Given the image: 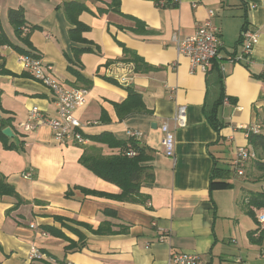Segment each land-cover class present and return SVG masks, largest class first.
<instances>
[{
  "label": "crops",
  "instance_id": "obj_1",
  "mask_svg": "<svg viewBox=\"0 0 264 264\" xmlns=\"http://www.w3.org/2000/svg\"><path fill=\"white\" fill-rule=\"evenodd\" d=\"M164 1L159 7V0H0L1 32L11 45L52 65L64 87L88 90L74 117L89 141L105 132L127 141L126 132L137 131L138 145L152 152L154 173L135 202L85 195L82 190L120 193L79 163L84 149L107 148L92 141L59 145L45 125L25 133L20 125L33 108L56 117L54 98L23 70L11 46L1 47L0 177L16 196L0 197V264H169L177 252L197 255L207 264L246 261L237 238L245 218L241 195L246 179L264 184V171L256 167L258 160L264 163V153H256L243 176L232 164L239 149L253 150L246 129L259 127L264 134V83L251 76L264 67V0ZM18 8L24 10L26 42L7 17ZM209 11L220 31L221 62L206 73L192 74L173 38L192 35ZM245 26L256 32L258 44L247 62L231 63L229 59L242 55ZM133 55L140 63L122 61ZM137 66L150 69L139 72ZM117 75L128 77L129 85L119 84ZM128 87L138 102L129 97ZM221 87L234 102L219 107L218 117L226 126L218 134L205 113L213 109ZM180 106L186 109V126L175 129L173 117ZM165 123L174 132V159L163 152ZM5 128L12 138L2 134ZM215 167L230 171L220 174L230 188H210ZM235 178H242L240 193ZM99 226L116 233L93 234ZM257 226L248 225L246 236ZM68 227L83 235L80 251H65L69 241L79 243ZM33 250L43 258L31 261Z\"/></svg>",
  "mask_w": 264,
  "mask_h": 264
},
{
  "label": "built area",
  "instance_id": "obj_2",
  "mask_svg": "<svg viewBox=\"0 0 264 264\" xmlns=\"http://www.w3.org/2000/svg\"><path fill=\"white\" fill-rule=\"evenodd\" d=\"M176 1V0H175ZM159 7L165 6L164 0H159ZM214 16L213 11H209L207 18L203 23L197 26L194 33L186 37H174L175 48L178 55L184 56L189 61L190 73L197 72L206 73L208 68L213 63H220L219 52L222 48L220 31L217 26L211 22ZM258 35L252 31L249 26H245L241 34L242 55L229 59L231 63L247 62L254 47L258 44ZM19 62L28 75L38 83L45 86L54 98L56 107V117L48 118L37 108H33L25 123L20 127L25 133L34 132L39 126L45 125L49 127L53 133L54 141L59 145H78L86 146L89 144V139L83 133V124L75 117L74 112L85 104L87 89L84 88H66L54 76L53 66L44 63L39 58L30 56H19ZM224 69L220 66V72ZM264 72V67H263ZM115 80L124 86L129 85V78L125 76H114ZM228 99L224 98L223 105H227ZM186 109L183 106L177 108L173 117L175 129L184 128L186 126ZM255 133L259 132V127H251L246 129ZM127 136L137 141L140 138V133L137 131L128 130ZM162 147L165 157L175 158V143L174 132L165 123L161 126ZM132 150L127 152V156L132 157ZM257 159V155L253 150L239 149L236 152V158L232 164L233 171L238 176H243L246 165ZM24 177L30 178V174H25ZM258 223L264 227V216L258 217ZM43 256L39 251L33 250L29 255L31 261L41 260ZM169 264H207L202 261L197 255L177 252L172 253L169 259Z\"/></svg>",
  "mask_w": 264,
  "mask_h": 264
},
{
  "label": "trees",
  "instance_id": "obj_3",
  "mask_svg": "<svg viewBox=\"0 0 264 264\" xmlns=\"http://www.w3.org/2000/svg\"><path fill=\"white\" fill-rule=\"evenodd\" d=\"M7 17L9 23L14 28L15 34L20 39L24 38L23 41L26 42L28 35L27 33H25L26 22L24 10L22 8L10 9L7 13ZM138 25H140V22L135 21V26ZM74 30L75 29H73L72 31ZM3 46H11L20 56H30L33 58H37L35 56H32L28 51L20 49L16 46H12L1 32L0 26V48ZM122 61L140 63V60L136 58L135 55L125 56ZM141 67L142 66H137L136 70L140 72L142 70ZM246 67L248 68L247 65ZM145 69L148 70L150 68L145 66L142 71H144ZM0 72L2 73L4 72V70L1 69ZM72 72L76 76V78L80 77L78 72H74L73 70ZM219 76L220 85L223 86V77H221V75ZM251 76L253 79L262 81L264 83V72L257 75L252 74ZM107 80H109L110 82H116L112 79ZM86 83L88 84V82ZM221 89V94L216 101L213 109H211L208 113H205L207 122L218 134L221 128L226 126V123H224L218 117V109L223 105V100L225 98L223 87H221ZM127 91H129V97H132L133 101H139V96L135 94L130 87L127 88ZM228 102L233 103L234 101L228 99ZM90 141H92L94 144L103 145L107 149H99L94 147L90 149L86 148L83 151L79 163L88 171H90L96 178H99L118 187L120 193L118 195H107L91 190H82V192L85 195L104 196L119 202H135L136 198L139 196L140 188L153 182L154 173L150 164L153 156L152 152L149 149L140 147L135 140H118L113 135L107 132L92 137ZM247 141L255 153H264V134H261L260 132L255 133L253 131H247ZM130 150L134 152V155L132 157L127 156V152ZM256 167L261 171H264V163L259 160L256 162ZM229 172V170L215 167L213 169V176L210 180V188H230L231 184L225 179L221 178L222 176L220 175L221 173L227 174ZM1 196H16V193L14 191V188L0 177V197ZM251 200H253L252 203L254 205L264 207V193L251 196ZM250 203L251 201L248 202V204ZM257 225L259 226L247 233V238L251 244L260 245L264 234V227H261L259 223ZM85 227L89 228L88 226ZM45 230H47V232L51 234H55L56 236L66 239V237L62 233L55 230L54 228H45ZM67 230L79 237V243L69 241V245L65 248V251L77 252L84 248L85 244L83 243V235L76 229L70 227H68ZM120 232L122 231L120 230ZM92 233L98 235L105 233L114 234L116 232L110 230L104 231L103 227L99 226V228L92 231Z\"/></svg>",
  "mask_w": 264,
  "mask_h": 264
},
{
  "label": "rangeland",
  "instance_id": "obj_4",
  "mask_svg": "<svg viewBox=\"0 0 264 264\" xmlns=\"http://www.w3.org/2000/svg\"><path fill=\"white\" fill-rule=\"evenodd\" d=\"M257 153V152H256ZM258 155V153H257ZM238 179V180H237ZM242 179V178H240ZM239 178H235L234 180H237L238 183L234 184L237 187V192L240 193V180ZM242 183V182H241ZM264 184L260 183V181L246 179L244 182V192L241 195V200L243 198L244 204H241L243 206L242 210L245 211V218L240 221V232H238V243L241 245V253L242 258L246 261H241L242 259L238 258L240 260V264H264V258L261 257L260 254H264V234L262 241L260 245H251L248 242L247 236H246V228L248 225L256 226L258 217L263 214L264 215V207L256 206L252 203L253 200L251 198H248L247 196L251 197L253 195L263 194L264 192ZM251 201L250 204L248 202ZM244 229L243 233L241 230ZM254 250V251H252ZM237 263L239 264L238 260Z\"/></svg>",
  "mask_w": 264,
  "mask_h": 264
},
{
  "label": "water",
  "instance_id": "obj_5",
  "mask_svg": "<svg viewBox=\"0 0 264 264\" xmlns=\"http://www.w3.org/2000/svg\"><path fill=\"white\" fill-rule=\"evenodd\" d=\"M2 134L7 138H12L13 134L10 128H5L2 130Z\"/></svg>",
  "mask_w": 264,
  "mask_h": 264
}]
</instances>
